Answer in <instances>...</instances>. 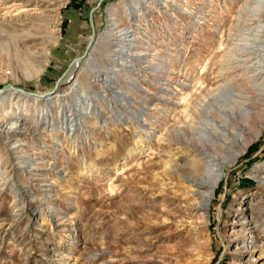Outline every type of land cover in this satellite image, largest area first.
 Listing matches in <instances>:
<instances>
[{"label": "rangeland", "instance_id": "obj_1", "mask_svg": "<svg viewBox=\"0 0 264 264\" xmlns=\"http://www.w3.org/2000/svg\"><path fill=\"white\" fill-rule=\"evenodd\" d=\"M88 1L0 3V87L53 89L90 39V9L99 0ZM244 1L104 0L94 16L100 40L89 68L79 66L64 81L67 74L52 103L8 102L0 93V121L21 117L27 126L15 140L18 150L0 136V264H264L257 209L258 247L229 239L240 209L264 204L257 178L264 179V132L255 138L264 114H241L232 104L239 90L222 94L231 98V121L213 107L226 84L219 75L227 52L241 39ZM21 3L32 14L21 16ZM114 20L117 30L131 28L124 41L137 35L128 56L109 30ZM43 23L56 37L44 45ZM36 44L49 58L38 76L35 54L20 50ZM204 125L230 151L239 149L240 132L251 143L225 164L209 208L192 213L184 207L188 184L168 169L180 142L226 157L204 137Z\"/></svg>", "mask_w": 264, "mask_h": 264}, {"label": "bare ground", "instance_id": "obj_2", "mask_svg": "<svg viewBox=\"0 0 264 264\" xmlns=\"http://www.w3.org/2000/svg\"><path fill=\"white\" fill-rule=\"evenodd\" d=\"M9 1L11 0H0V3L4 4ZM20 5L21 7L25 8V10H21L20 15L22 14L29 16L30 14H32L30 10H26L27 5L23 3H21ZM239 11V25L242 28L241 39L239 40L240 42L236 44L235 49L232 52H227V57L225 60L227 62L225 63L224 67H222L221 74L219 75L220 78L224 80L227 79L225 80L226 84L219 87L218 99L213 100V107L215 108L214 111L216 112V114H220L228 121H231L232 118V116L230 115V110L228 109L229 104L227 103V101L231 98L224 99L222 95L228 90H239L237 92L238 95L232 96V104H239L237 110L241 114L248 116L249 119L259 117L264 114V0H245L243 2L241 10ZM108 23V26H110L109 30H114V35L117 38L121 39L122 42L124 41V36L129 31H131V28L129 27L117 30L118 22L115 20L109 21ZM50 28V24L48 23H43L41 26V29L46 33L42 45H44L46 42L48 43L49 41L56 40L53 31H48L50 30ZM29 37L31 38V36ZM136 37L137 35L135 33L132 37L126 39L122 45L118 44L122 46H119L121 48L122 54L126 56L132 54L133 48L131 49V47L134 44V40L137 39ZM97 38H95L94 43L89 50L88 56L72 64L68 75H65L66 77L64 78V81L65 79L73 76L74 71L79 66H82L83 68L88 67L89 61L92 59L96 45L100 40ZM93 46L94 49L91 50ZM28 47L26 45V47H22L20 50L22 52V55L24 56L26 53H29V56L35 54V58L33 60L35 72H33L36 76H38L40 73H42L46 63L49 60L48 55H46L47 52L45 49L42 50L43 52H38V44L33 45V47H31L30 45V48ZM105 81L111 83V81L108 79ZM32 92L34 91L28 88H25L23 91L8 88L7 90H4L3 94L8 96V102L12 101L15 98H25L27 100H37L43 102L47 101L48 103H52L55 97L59 95H47L46 97H44L45 99H43L31 94ZM194 101L196 102L197 99L195 98ZM3 103H5V101ZM86 114H88V112ZM205 114L206 113H204V116L206 118ZM1 122L2 121H0V136L2 141L6 144H9L10 148L18 150L19 141L17 142L15 140H18L17 135H20V133L27 130L25 121L21 117H19L14 121ZM69 127L68 128L70 130L72 126ZM223 128L224 126L220 127L219 130H222ZM215 132L211 131L209 127L205 125L203 126L202 133H204V137L208 139V142L217 145L216 147H221V149L226 154L225 158H221L213 154L202 146H189L185 142H177L178 146H176L175 149L178 150L179 157L178 159L174 160L173 163H171L170 168L168 169V173L171 175V177H174V179L176 180L182 181V183L188 184V188L190 189L189 197L187 200V204L184 207L192 213H199V211H201L202 209L207 210L209 208L211 200L214 198L215 191L219 186L222 176L224 175L225 164L236 161L240 157V155L248 149L251 143L250 137H248L247 135H243L245 134L244 132H240L237 134V136L242 137V139L238 140V138H235L237 139V141L235 142H237V147H239V149H232V151H230L228 149L229 144L225 140L220 143V140L218 141V137L216 136ZM262 132H264V128L260 129V131L256 134L254 133L255 138H258V136ZM240 140L242 141L240 142ZM257 178L259 179L260 187L264 189V179L260 177V175L257 176ZM256 205L257 208H254L255 206L250 207L249 205H247V207H243L240 209L241 212L239 213L238 219H236V223L238 224L234 227L232 235L229 238L231 239V243H237L238 246V242L241 241V244L244 246V248L251 247V249H253L258 247V228L260 225V220H257L256 215H254V213L256 212H254L253 210L257 209L259 213L261 212L257 217L261 216L264 219V204ZM182 223L185 224L184 222ZM198 228V225L196 223H193L189 229L191 232L195 233L193 235L195 241L194 245H199L200 243L197 239ZM241 252L244 251H242L241 249Z\"/></svg>", "mask_w": 264, "mask_h": 264}, {"label": "water", "instance_id": "obj_3", "mask_svg": "<svg viewBox=\"0 0 264 264\" xmlns=\"http://www.w3.org/2000/svg\"><path fill=\"white\" fill-rule=\"evenodd\" d=\"M104 0H99L98 3L96 5H94L91 9H90V14H89V23L91 26V36L90 39L87 43V46L84 50V52L82 53V55L80 56H76L73 58V60L71 61L70 65L68 66L67 70L56 80L53 89L49 90V91H45V92H32L31 94L36 95L38 97L44 98L47 95H55L56 91L60 88L61 83H62V79L65 77V75L68 74V72L70 71V68L72 66L73 63H75L78 60H82L84 58H86L89 54V50L92 47L94 40L96 38V25H95V21H94V16L95 13L97 11V9L100 7V5L102 4ZM63 84V83H62ZM8 88H14L17 89L19 91H23L24 89L22 87H16L14 84L12 83H6L4 84L2 87H0V93ZM41 93V94H39Z\"/></svg>", "mask_w": 264, "mask_h": 264}, {"label": "crops", "instance_id": "obj_4", "mask_svg": "<svg viewBox=\"0 0 264 264\" xmlns=\"http://www.w3.org/2000/svg\"><path fill=\"white\" fill-rule=\"evenodd\" d=\"M86 2H89L88 0H86Z\"/></svg>", "mask_w": 264, "mask_h": 264}]
</instances>
